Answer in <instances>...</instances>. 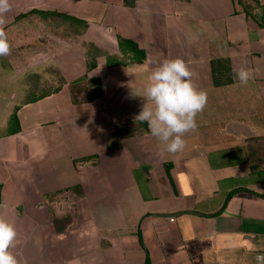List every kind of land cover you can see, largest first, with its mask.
<instances>
[{
	"label": "crops",
	"instance_id": "crops-1",
	"mask_svg": "<svg viewBox=\"0 0 264 264\" xmlns=\"http://www.w3.org/2000/svg\"><path fill=\"white\" fill-rule=\"evenodd\" d=\"M256 1L264 5L248 0ZM10 4L5 31L39 21L16 20L32 9L88 24L73 39L45 29L51 39L36 49L49 45L50 61L20 80L43 79L53 63L66 82L35 101L23 93L0 112V213L18 232L20 264H256L264 254V25L235 0ZM121 37L145 51L143 62L108 65L107 53L124 56ZM89 44L104 53L91 70ZM177 57L208 98L183 151L168 153L149 129L109 149L117 123L138 122L145 100L136 94L152 70ZM85 74L102 94L77 103L70 83ZM16 106L20 127L9 133Z\"/></svg>",
	"mask_w": 264,
	"mask_h": 264
},
{
	"label": "clouds",
	"instance_id": "clouds-1",
	"mask_svg": "<svg viewBox=\"0 0 264 264\" xmlns=\"http://www.w3.org/2000/svg\"><path fill=\"white\" fill-rule=\"evenodd\" d=\"M11 11L10 0H0V56L11 54L5 31V16ZM194 73L182 58L165 59L155 67L141 92L142 110L134 121L147 122L153 137L164 145L165 151L175 154L186 146L185 135L197 128L196 117L207 105V93L193 82ZM241 85H247L249 73H237ZM18 232L4 213H0V264H20L14 254ZM256 264H264V254L254 257Z\"/></svg>",
	"mask_w": 264,
	"mask_h": 264
},
{
	"label": "trees",
	"instance_id": "trees-1",
	"mask_svg": "<svg viewBox=\"0 0 264 264\" xmlns=\"http://www.w3.org/2000/svg\"><path fill=\"white\" fill-rule=\"evenodd\" d=\"M237 3L243 6L244 11L253 16L256 20L260 22L261 25H264V5H261L256 1V5H253L248 0H235ZM259 7V11L258 8ZM25 18H31L32 21H36L34 24L38 25L39 23H43L46 26V30L54 33L58 36L73 39L79 34L84 33L87 30L88 24L81 19H78L73 16H69L57 11H49V10H40V9H32L27 13H22L17 16L16 20H22ZM43 39H41L38 44L42 43ZM121 49L124 53L122 58L117 56H113L110 54L107 55V63L109 66L115 64H126V63H141L146 58L145 51L141 49L136 43L120 38L119 39ZM103 51L99 49L94 44H89V49L87 51L88 56V68L91 70L97 65V58L100 55H103ZM9 56V55H8ZM6 56V57H8ZM39 77V76H37ZM40 78V77H39ZM62 83L66 82L64 78H62ZM61 83V84H62ZM72 96L74 102L80 103L84 101L92 100L102 94V86L99 79H89L88 75L85 74L82 77L72 81L70 83ZM32 93H28L24 101H35L44 96H47L53 92H56L60 89V86L55 87L54 89H45L43 92L39 93L38 85L35 83L31 85ZM37 90V91H36ZM18 109L19 106L15 107L14 112L11 115L9 122V129L7 130L9 133L15 130H19V117H18ZM17 122L16 127H12V123ZM142 125H145V122H121L116 124L115 131L113 135L109 139V149H115L121 145V139L125 136L135 135L137 133L147 131L148 127L145 125L144 129H140ZM139 128V129H138ZM95 156L85 157L82 161H89L94 159ZM1 182H0V198H1Z\"/></svg>",
	"mask_w": 264,
	"mask_h": 264
},
{
	"label": "rangeland",
	"instance_id": "rangeland-1",
	"mask_svg": "<svg viewBox=\"0 0 264 264\" xmlns=\"http://www.w3.org/2000/svg\"><path fill=\"white\" fill-rule=\"evenodd\" d=\"M45 26L35 25L34 23L22 24L20 29L16 31L8 30V40L11 45V54L8 57L0 56V112H4L8 106H11L13 101L19 99L23 93H32V89H28V85H38L40 92L48 89V86H56L60 84L63 79L59 73V68L50 63L53 69L49 74L41 79V77H31L29 82L31 84H25L21 82L23 75L27 73H33L38 70L41 65L50 61L44 57L45 53L53 52L49 49V45H45L42 49L38 46V42L43 39V42L47 43L51 37L45 32ZM61 45V42H57ZM57 45V49L61 48ZM62 46V45H61ZM11 58V59H10ZM58 60V58H57ZM54 61V60H52ZM46 87V88H45ZM52 89V88H50ZM37 91V90H36ZM21 101V100H20Z\"/></svg>",
	"mask_w": 264,
	"mask_h": 264
}]
</instances>
